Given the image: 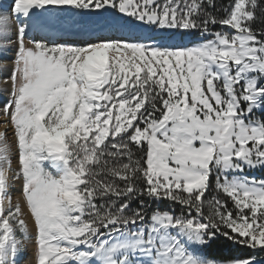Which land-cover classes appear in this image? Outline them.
Returning a JSON list of instances; mask_svg holds the SVG:
<instances>
[{
    "label": "snow or ice",
    "instance_id": "6c2138e0",
    "mask_svg": "<svg viewBox=\"0 0 264 264\" xmlns=\"http://www.w3.org/2000/svg\"><path fill=\"white\" fill-rule=\"evenodd\" d=\"M257 19L264 0H11L0 264L29 243L25 264H264Z\"/></svg>",
    "mask_w": 264,
    "mask_h": 264
},
{
    "label": "rangeland",
    "instance_id": "374dc122",
    "mask_svg": "<svg viewBox=\"0 0 264 264\" xmlns=\"http://www.w3.org/2000/svg\"><path fill=\"white\" fill-rule=\"evenodd\" d=\"M5 1V2H4ZM7 3V4H6ZM11 4V0H0V11H5L8 9L7 6H9ZM13 26L15 27V21H13ZM199 33H193L191 34V36L189 38L193 39V41L195 42V37H198ZM10 66L11 61L7 62ZM3 76H8L9 73L7 71L3 72L2 74ZM10 87V84H5L3 83V79L0 78V104H2L4 102V100L7 98L8 96V89ZM0 119H2V117H0ZM3 125L0 124V127H2ZM9 138L11 139V130L9 129ZM247 175L249 176H255L256 178H264V168H258L252 171H248L246 172ZM21 195V185L19 183H17L15 185L14 190L11 192V196L13 198V200L15 201V199L17 197H19ZM19 264H25L26 261L29 260H33L34 259V251H33V245L32 244H28L26 247V250L24 251V253L21 255V257L19 258Z\"/></svg>",
    "mask_w": 264,
    "mask_h": 264
},
{
    "label": "trees",
    "instance_id": "16d2710c",
    "mask_svg": "<svg viewBox=\"0 0 264 264\" xmlns=\"http://www.w3.org/2000/svg\"><path fill=\"white\" fill-rule=\"evenodd\" d=\"M221 2H227V0H217L218 4ZM254 26L257 28V30H259L261 27H264V21L257 19ZM244 251H247V250L237 248L236 246L231 245L228 242H224L222 246L213 244L211 248L208 249V253L211 256L239 255Z\"/></svg>",
    "mask_w": 264,
    "mask_h": 264
},
{
    "label": "bare ground",
    "instance_id": "6f19581e",
    "mask_svg": "<svg viewBox=\"0 0 264 264\" xmlns=\"http://www.w3.org/2000/svg\"><path fill=\"white\" fill-rule=\"evenodd\" d=\"M2 1V0H1ZM5 2V1H4ZM7 4V3H6ZM8 7V6H7ZM3 128V126L2 127H0V129H2ZM20 260V259H19Z\"/></svg>",
    "mask_w": 264,
    "mask_h": 264
}]
</instances>
